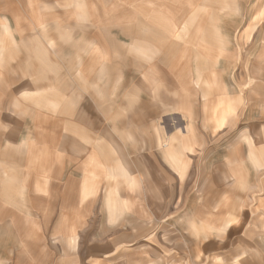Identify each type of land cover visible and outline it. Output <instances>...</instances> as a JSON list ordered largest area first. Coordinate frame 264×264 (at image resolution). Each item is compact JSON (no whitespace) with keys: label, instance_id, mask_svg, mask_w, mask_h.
I'll return each instance as SVG.
<instances>
[{"label":"crops","instance_id":"1","mask_svg":"<svg viewBox=\"0 0 264 264\" xmlns=\"http://www.w3.org/2000/svg\"><path fill=\"white\" fill-rule=\"evenodd\" d=\"M258 1V15L264 17V0ZM97 8L102 22L109 24L105 29H111L112 17L118 15L121 27L145 25L153 33L159 29L168 46L175 23L180 22L176 16L190 15V44L185 45L199 50L206 44L207 8L216 14L226 11L218 4L208 7L207 0H0V251H7L8 264H264V136L262 130L254 139L242 133L255 122L251 112L264 116L260 115L264 92L249 98L237 93L227 99L221 81H213L220 74L212 70L214 75L204 78L210 93L220 95L213 105H204L212 106L211 122L222 125L236 115L233 123L238 127L220 136L222 144H215L220 151L205 171L215 179H206L209 186L200 183L178 216L169 202L144 216L121 197L124 213L112 219L106 186L110 169L96 141L100 135L91 137L52 114L68 109L57 95L47 94L52 85L61 92L62 84L56 80L68 77L62 59L52 57L47 48L64 45L63 31L72 29L74 15L82 19L87 15L84 28L94 31ZM230 10L227 29L254 30L245 12L238 7ZM250 12L247 15L256 9ZM72 14L75 20H68ZM260 59L264 61V55L254 61ZM182 70L185 76V66ZM241 78L247 87L264 89V81H258L264 80V72L251 71ZM51 105L56 110L42 108ZM67 126L76 133L68 134ZM175 141L182 154L193 151L190 123L183 132L178 129L170 145ZM226 143L230 152L223 150ZM165 146L164 154L177 153L176 146ZM75 156L79 163L68 165ZM177 169L182 176L186 163ZM137 182L132 178L129 184L137 189ZM111 204L115 213L117 203L112 199Z\"/></svg>","mask_w":264,"mask_h":264},{"label":"rangeland","instance_id":"2","mask_svg":"<svg viewBox=\"0 0 264 264\" xmlns=\"http://www.w3.org/2000/svg\"><path fill=\"white\" fill-rule=\"evenodd\" d=\"M216 4L226 11L216 14L212 8H207V38L203 40L206 44L200 46L203 47L201 50L193 44L185 45L190 44L187 39L193 19L190 15L176 16L180 22L175 23L174 42L169 41L168 46V40L159 29L153 33L152 30L148 32L151 27L145 25H134L133 29L130 25L121 27L118 15L112 17L111 29H105L109 24L102 22L103 14L99 8L95 10L94 31L84 28L88 23L87 15L84 19L74 15L77 20L72 17L74 13L67 15L68 20L75 22H69L71 30L63 31L64 45L47 48L52 57L56 54L62 59L63 73L68 76L56 80L57 85L62 84L61 92L53 85L47 87V94L53 98L57 95L63 108L68 109L52 114L68 119L91 137L97 132L100 135L96 141L110 169L106 177L110 184L106 186L114 221L124 213L122 198L132 207L136 205L144 216L151 215L153 207L166 206L169 202L174 206L172 211L177 208L173 214L178 216L198 193L199 184L209 186L206 179L210 176L215 179V176L205 174L220 151L215 144H222L220 136L230 135L238 127L233 123L236 115L222 125L211 122L212 106L204 105H213L220 93L218 96L210 93L205 75L220 74L219 80L213 81H221L227 99L234 98L237 93L249 98L256 92H264L263 88L254 85L247 87L245 78H241L251 71L264 72V61H254L260 54L264 55V17L257 11L261 3L258 0H207L208 7ZM235 7L245 12L247 21L254 22V30L227 29L232 21L230 9ZM255 9V13L247 15ZM89 18L92 20L91 15ZM183 54L186 55L184 58ZM206 54L219 56L210 57L212 62ZM102 56L104 59L100 60ZM210 70L213 72L209 73ZM76 73L82 78H77ZM47 81L54 84V80ZM53 105L42 108L56 110L57 106ZM22 113L28 116V111ZM258 114L251 112L254 124L242 128V133L253 139L254 135H260V130L264 136V125H259L264 124V116L255 117ZM102 120L106 122L104 126ZM188 123L192 125L193 151L182 154L176 141L171 145L170 142L178 129L183 132ZM66 130L68 134L76 133L68 126ZM166 144L172 148L176 146L177 153L168 151L164 154ZM71 145L69 143V148ZM76 146L77 143L73 150ZM222 146L225 152H230L229 143ZM77 159L75 156L68 165H77ZM183 161L186 171L180 176L177 168ZM132 178L139 182L137 189L129 184ZM112 199L117 203L115 213L111 209ZM9 262L7 251L1 250L0 263Z\"/></svg>","mask_w":264,"mask_h":264}]
</instances>
